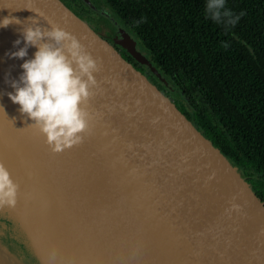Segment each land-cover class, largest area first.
<instances>
[{"label":"water","instance_id":"1","mask_svg":"<svg viewBox=\"0 0 264 264\" xmlns=\"http://www.w3.org/2000/svg\"><path fill=\"white\" fill-rule=\"evenodd\" d=\"M92 1L0 0V20H20L0 27V162L19 185L0 208V264H264V198L146 74L168 83L138 34ZM48 22L99 67L83 142L59 153L8 97L37 51L10 57L23 28Z\"/></svg>","mask_w":264,"mask_h":264},{"label":"trees","instance_id":"2","mask_svg":"<svg viewBox=\"0 0 264 264\" xmlns=\"http://www.w3.org/2000/svg\"><path fill=\"white\" fill-rule=\"evenodd\" d=\"M105 2L170 82L191 87L194 120L264 198V0H226L235 26L208 18L206 0Z\"/></svg>","mask_w":264,"mask_h":264},{"label":"clouds","instance_id":"3","mask_svg":"<svg viewBox=\"0 0 264 264\" xmlns=\"http://www.w3.org/2000/svg\"><path fill=\"white\" fill-rule=\"evenodd\" d=\"M205 13L211 20L217 23L223 20L231 26L240 19L226 7V0H206ZM33 22L37 25L35 19ZM48 23L50 30L39 26L23 28L25 46L10 57L25 58L29 46L37 51L33 59L21 65L23 73L18 81L11 82L15 91L8 93V97L20 106L21 114L34 122L29 126L39 130L49 149L59 153L83 142L89 115L83 105L96 84L93 73L99 67L76 36ZM11 24H20V20L15 17L0 20L2 28ZM20 42L18 39L14 44ZM18 192L19 185L0 162V208L14 207Z\"/></svg>","mask_w":264,"mask_h":264},{"label":"flooded vegetation","instance_id":"4","mask_svg":"<svg viewBox=\"0 0 264 264\" xmlns=\"http://www.w3.org/2000/svg\"><path fill=\"white\" fill-rule=\"evenodd\" d=\"M81 3V1H80ZM82 3H84L82 1ZM94 14V13H93ZM261 50L264 51V44H261ZM151 58V55H150ZM151 60L154 62V60L151 58ZM255 61L259 64L258 57L255 58ZM146 74L161 88L163 89L168 95H170L176 103L185 111L187 112L190 117L193 118V113L198 112V105L199 102L197 100L196 95L192 94L191 87H188L187 85L183 84V82L177 83V82H170L168 79V84L165 85L161 81H158L149 71H146ZM175 90H174V89ZM194 119V118H193ZM196 121V120H195ZM197 122V121H196ZM198 123V122H197ZM199 125V123H198ZM200 126V125H199ZM201 127V126H200ZM210 135V134H209ZM217 143V142H216Z\"/></svg>","mask_w":264,"mask_h":264},{"label":"rangeland","instance_id":"5","mask_svg":"<svg viewBox=\"0 0 264 264\" xmlns=\"http://www.w3.org/2000/svg\"><path fill=\"white\" fill-rule=\"evenodd\" d=\"M92 1V0H91ZM95 1V3L93 2V5H95V6H97V9H96V11H93V13L96 15V16H99V15H101L102 17L104 16V17H106V18H104V19H106L107 21H108V17H109V15H111V14H109V11L107 12L106 11V9H108V7L106 6V5H103L104 4V0H94ZM90 8H91V6H89ZM98 8L99 9H101V10H103V12H101V11H99L98 10ZM142 50V49H141ZM156 78V77H155ZM158 81H161L160 79H158V78H156ZM162 83L163 84H165V85H167L168 83L167 82H163L162 81ZM174 89V88H173ZM175 90V89H174Z\"/></svg>","mask_w":264,"mask_h":264}]
</instances>
